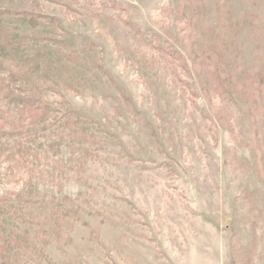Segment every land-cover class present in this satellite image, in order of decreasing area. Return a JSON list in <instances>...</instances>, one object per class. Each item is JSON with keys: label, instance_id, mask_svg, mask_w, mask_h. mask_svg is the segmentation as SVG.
I'll return each instance as SVG.
<instances>
[{"label": "rangeland", "instance_id": "1", "mask_svg": "<svg viewBox=\"0 0 264 264\" xmlns=\"http://www.w3.org/2000/svg\"><path fill=\"white\" fill-rule=\"evenodd\" d=\"M0 264H264V0H0Z\"/></svg>", "mask_w": 264, "mask_h": 264}, {"label": "trees", "instance_id": "2", "mask_svg": "<svg viewBox=\"0 0 264 264\" xmlns=\"http://www.w3.org/2000/svg\"><path fill=\"white\" fill-rule=\"evenodd\" d=\"M47 119H49L48 116L45 117V123H46V120H47ZM54 123H56V122L51 123L49 126L53 127V126H54Z\"/></svg>", "mask_w": 264, "mask_h": 264}]
</instances>
